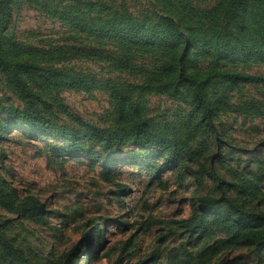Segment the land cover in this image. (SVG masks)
Returning a JSON list of instances; mask_svg holds the SVG:
<instances>
[{"label": "rangeland", "instance_id": "1", "mask_svg": "<svg viewBox=\"0 0 264 264\" xmlns=\"http://www.w3.org/2000/svg\"><path fill=\"white\" fill-rule=\"evenodd\" d=\"M150 0H2L8 28L0 51V238L30 264H264V248L240 246L219 223L228 213L211 182L195 180L188 170L172 171L156 150L125 143L111 153L110 167L91 157L61 154L63 132L76 128L71 118L106 129L112 125L111 88H121L140 109L156 135L191 150L211 147V133L195 131L197 121L184 101L155 91L157 82L144 73L118 71L119 51L94 44L59 21L60 16L90 25L126 20L157 24ZM155 2L158 0H154ZM201 8L216 0H188ZM100 42V41H99ZM43 67H69L94 82L90 93L63 91L49 102L44 116L54 134L31 130L18 117L21 102L6 83L3 55ZM135 65L149 72L145 57ZM264 77V66L244 70ZM220 112L214 119L223 154L239 171L256 172L264 194V84L213 88ZM68 116H71L69 118ZM224 178L230 175L215 165ZM194 168V167H193ZM154 172V173H153ZM153 173V174H152ZM152 176V177H151ZM16 191V204L30 197L41 204V217L25 214L3 191ZM218 201L201 213L208 226L185 231L180 222L191 216L201 199ZM247 200H240L248 210ZM9 204V207H6ZM252 221L264 215V201L251 206ZM242 215H245L242 213ZM1 244V240H0ZM0 264H10L0 245Z\"/></svg>", "mask_w": 264, "mask_h": 264}, {"label": "trees", "instance_id": "2", "mask_svg": "<svg viewBox=\"0 0 264 264\" xmlns=\"http://www.w3.org/2000/svg\"><path fill=\"white\" fill-rule=\"evenodd\" d=\"M147 5L152 15L161 14L156 16L159 21L155 25L134 20L88 25L65 16H60L59 21L76 34L87 35L94 44L107 42L115 47L119 51L116 61L119 72L144 73L145 80L157 82L155 91L184 101L197 121L195 131L211 133L212 146H204V151L196 153L184 144L156 135L144 123L133 99L121 88H111L112 125L101 129L68 116L76 129L57 136L68 143L61 146V154L89 156L93 164L109 168L113 159L109 155L121 151L125 143L158 151L172 171L184 168L195 180L206 178L211 182L220 202L228 209L219 223L236 244L255 248L257 254L264 248V215H258L253 222L250 209L264 201L257 182V173L263 170L259 167L256 172L239 171L237 163L230 159L232 156L223 154L214 126V119L220 112V96L213 88L235 89L264 84L263 76L244 72L254 66H264V0H216L203 8L188 0H150ZM6 7L7 2L0 4V51L8 28ZM3 57L6 83L22 105L18 117L31 130L41 129L42 134H54L47 128L44 116L50 113L49 102L54 101L58 93H90L94 89L92 80L72 68L23 62L7 51ZM143 57L153 64L149 72H141L135 65V61ZM217 164L224 167L230 178L219 174ZM2 193L10 200V207L16 206L36 218L43 215V206L34 199L27 197L16 204V191ZM240 200H247L248 210L242 208ZM217 202L209 198L199 200L191 216L180 222L182 228L189 233L204 231L208 223L201 218V213ZM0 240L4 257L10 264H30L23 261L4 238Z\"/></svg>", "mask_w": 264, "mask_h": 264}, {"label": "water", "instance_id": "3", "mask_svg": "<svg viewBox=\"0 0 264 264\" xmlns=\"http://www.w3.org/2000/svg\"><path fill=\"white\" fill-rule=\"evenodd\" d=\"M2 2V0H0V3Z\"/></svg>", "mask_w": 264, "mask_h": 264}]
</instances>
